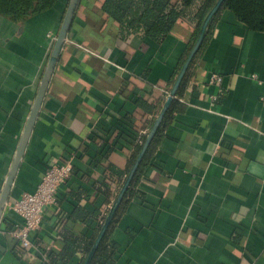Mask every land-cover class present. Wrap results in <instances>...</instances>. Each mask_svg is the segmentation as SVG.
Segmentation results:
<instances>
[{
  "label": "crops",
  "instance_id": "obj_1",
  "mask_svg": "<svg viewBox=\"0 0 264 264\" xmlns=\"http://www.w3.org/2000/svg\"><path fill=\"white\" fill-rule=\"evenodd\" d=\"M63 1L22 24L0 17V192ZM102 2H79L60 50L0 219V264H81L79 252L58 258L62 232L92 236L130 166L136 137L152 126L193 43L195 5L156 41L141 29L121 30ZM213 72L221 83H209ZM185 78L111 232L113 264H264V32L221 11ZM137 98L153 110L137 107ZM56 161L69 162L72 173L24 248L12 233L23 223L12 204ZM76 208L100 216L70 219Z\"/></svg>",
  "mask_w": 264,
  "mask_h": 264
},
{
  "label": "trees",
  "instance_id": "obj_2",
  "mask_svg": "<svg viewBox=\"0 0 264 264\" xmlns=\"http://www.w3.org/2000/svg\"><path fill=\"white\" fill-rule=\"evenodd\" d=\"M58 1L59 0H0V17H5L14 22H18L22 24L29 17L34 16L43 11L52 9ZM216 1L217 0H103L101 9L104 13H106L107 17H110L111 19L116 21L118 23L119 28L124 32H134L138 29H141L147 37L154 39L156 41H161L168 33H170L176 20L179 17L185 16L186 10L190 8L192 5H195L196 6V10L194 13L195 26H194V33L192 38V41L194 43L198 35L199 28L203 18L205 17L207 12L210 10V8L213 6V4ZM63 2H64V11H65L68 0H64ZM225 9L232 11L235 14L236 18L240 22L244 23L251 31L264 32V0H224L219 10L212 18L207 28V32L203 41H206V39L208 38L209 34L212 31L216 18L221 13V11ZM192 45L190 46V48L192 47ZM190 48L187 50L186 56ZM186 56H184V58L181 60L180 64L178 65V68L176 69V72L174 74L175 76L170 81L171 86ZM185 80L186 78L184 75L175 95L181 92V89L185 84ZM174 101L175 100H172L169 108L167 109L166 113L162 118L159 127L157 128L154 136L152 137L150 143L148 144L146 151L138 165V168L130 182V185L127 188L126 192L124 193L118 207L116 208L103 237L101 238L98 246L96 247L94 254L92 255L89 261V264L114 263L116 257L117 244L110 240L111 232L114 229L119 217L125 210L132 195L134 194L135 192L134 187L138 182L141 172L150 162V160L154 156V153L157 150V147L162 138L163 127L167 124L168 121L171 120L170 113ZM136 105L137 107L145 111L146 110L152 111L154 108L153 106H150L149 103L142 100L141 98L136 99ZM123 125L124 124H121V121H118L116 126L117 128L119 127L120 130H123ZM147 133L148 132H145L144 134L140 135V139L142 140V143L136 141V143L134 144V152L131 155L129 161L130 166L127 169V172H125L126 174L122 178V181L120 183V188L126 178V175L132 163L134 162L138 152L142 147V144L146 138ZM113 201L111 202V205ZM108 213H109V209L105 212V214L100 216L99 210H95L94 212L89 213L83 210L82 208H76L73 211L72 215L69 216L70 219L86 220L90 216H96V217L100 216L98 220L99 221L98 226L96 227L94 233L90 237H85L83 235H74L64 230L61 235L64 245L58 258L61 261L66 262L75 253L79 252L81 254V264H83L87 255L90 252L94 240L97 234L99 233ZM54 256L49 251L47 254L48 261H52L54 259Z\"/></svg>",
  "mask_w": 264,
  "mask_h": 264
},
{
  "label": "water",
  "instance_id": "obj_3",
  "mask_svg": "<svg viewBox=\"0 0 264 264\" xmlns=\"http://www.w3.org/2000/svg\"><path fill=\"white\" fill-rule=\"evenodd\" d=\"M80 0H68L67 6L65 8L61 23L59 25L58 31L56 33V36L54 38V42L51 48V52L50 55L48 57V60L45 64V68L42 74V77L40 79L39 82V86L36 92V96L34 98V101L31 105L29 114L27 116V119L25 121L24 127L22 129L18 144L16 146L15 152L13 154L7 175L5 177L1 192H0V219L2 217L3 211H4V207L7 203L8 200V196L11 190V187L13 185L16 173L18 171V168L20 166V163L23 159L24 156V152L26 150L38 111L40 109L41 106V102L43 99V96L45 94L46 88L48 86L49 80L51 78L52 72L54 70L55 64L57 62L60 50L63 46V43L66 40L69 28L71 26V23L73 21L74 18V14L76 12L77 6L79 4ZM224 0H217L213 6L210 8V10L207 12V14L205 15V17L202 20V23L200 25L199 28V32L198 35L192 45V47L190 48L185 60L183 61L181 68L170 88V91L168 92V94L165 97L164 103L158 113V115L156 116L150 130L148 131L146 138L142 144V147L140 149V151L138 152L132 166L130 167L126 178L119 190V192L116 195V198L114 199L112 205L109 208V213L99 231V233L97 234L94 243L90 249L89 254L87 255L85 261L83 264H89V261L92 257V255L94 254L96 247L98 246L101 238L103 237L107 226L116 210V208L118 207L124 193L126 192L127 188L130 185V182L138 168V165L146 151V148L148 146V144L150 143L152 137L154 136L157 128L159 127L162 118L164 116V114L166 113L167 109L169 108L176 92L177 89L179 87V85L181 84V81L193 59V57L195 56V54L197 53V51L199 50L203 39L206 35L207 32V28L212 20V18L215 16V14L217 13V11L219 10V8L221 7V5L223 4Z\"/></svg>",
  "mask_w": 264,
  "mask_h": 264
},
{
  "label": "built area",
  "instance_id": "obj_4",
  "mask_svg": "<svg viewBox=\"0 0 264 264\" xmlns=\"http://www.w3.org/2000/svg\"><path fill=\"white\" fill-rule=\"evenodd\" d=\"M221 82V74L216 72L210 74V84ZM144 133L143 131L138 134L136 137L137 142L142 143L140 135ZM71 173L72 165L69 162L56 161L45 168L39 183L33 191L23 192L13 202L12 209L22 217L23 223L15 224L12 228V233L22 247L29 248L32 246V232L40 226L44 215V207L57 202L59 189L70 177Z\"/></svg>",
  "mask_w": 264,
  "mask_h": 264
},
{
  "label": "rangeland",
  "instance_id": "obj_5",
  "mask_svg": "<svg viewBox=\"0 0 264 264\" xmlns=\"http://www.w3.org/2000/svg\"><path fill=\"white\" fill-rule=\"evenodd\" d=\"M51 45H53V42L51 43Z\"/></svg>",
  "mask_w": 264,
  "mask_h": 264
}]
</instances>
